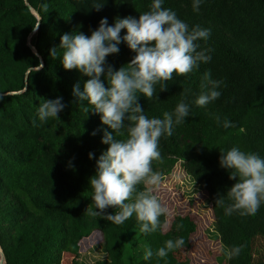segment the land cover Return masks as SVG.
Here are the masks:
<instances>
[{
  "label": "trees",
  "instance_id": "1",
  "mask_svg": "<svg viewBox=\"0 0 264 264\" xmlns=\"http://www.w3.org/2000/svg\"><path fill=\"white\" fill-rule=\"evenodd\" d=\"M152 2L0 0V249L5 264H83L82 252L94 246L105 254L94 264H197L196 213L186 211L170 219L162 215L167 228L144 234L135 216L115 225L85 212L91 204L89 179L108 148L101 143L103 133L112 130L101 124L98 114L85 113L73 97L74 85L79 83L83 91L89 77L63 69L60 38L72 33L90 36L103 18L109 26L117 18L138 19ZM163 7L189 28L210 30L206 41H198V50L210 49L211 60L186 76L174 74L167 91L160 92L156 85L158 99L139 96L148 118L162 119L182 98L190 106L185 122L174 124L170 137H161L162 161H153L152 169L164 175L179 163L208 200L223 252L203 264H264V204L252 217L226 216L215 205L217 194L225 195L235 183L220 167V150L238 147L264 158V0H203L198 12L192 0H163ZM124 35L126 30H121ZM53 47L56 58L50 56ZM119 48L106 58V68L119 70L135 56L125 43ZM206 72L212 80L223 81L217 89L221 95L197 107L194 101ZM101 79L107 86L105 77ZM58 97L67 105L60 119L41 125L38 106ZM225 119L235 127L224 128ZM113 213L109 208L104 214ZM178 224L184 227L177 230ZM181 237L183 248L163 259L155 254L144 259L146 248L155 253L165 241ZM237 245H244L239 256L226 259L224 249Z\"/></svg>",
  "mask_w": 264,
  "mask_h": 264
},
{
  "label": "clouds",
  "instance_id": "2",
  "mask_svg": "<svg viewBox=\"0 0 264 264\" xmlns=\"http://www.w3.org/2000/svg\"><path fill=\"white\" fill-rule=\"evenodd\" d=\"M202 2L192 0L193 11L198 12ZM121 30H126V35L121 36ZM209 37L210 30L199 25L189 28L173 10L163 7V0H153L150 10L139 14L138 19L132 16L117 18L109 26L107 18H103L90 36L83 33L61 36L58 48L63 49L60 59L63 69L76 70L89 77L83 91L79 83L74 85L73 97L85 113L91 110L98 114L101 124L112 130L103 133L101 143L108 148L99 156L95 174L89 179L91 204L85 211L88 216L99 217L115 225L135 216L139 230L144 234L167 228V221L162 225L160 217L169 210L155 194L164 178L160 172L153 171L152 163L162 161L161 137H170L173 125L185 122L190 106L182 98L174 111L163 113L162 119L148 118L138 98L142 94L150 100L156 94V85L160 86V92L167 91V82L173 79L174 74L186 76L198 69L201 63L210 62L211 56L207 53L211 50H198V41H206ZM122 42L135 56L119 70L114 71L112 66L106 68V58L118 54ZM50 56L57 57V47L51 48ZM222 83L212 80L210 72H206L195 105L204 107L218 99L221 93L217 89ZM62 101L63 97H58L44 100L38 106L41 125L49 119H60L59 114L67 107ZM85 101L87 106H84ZM223 127L235 125L225 119ZM92 135H96V131ZM118 136L125 138L118 139ZM220 153V167L229 172V179L235 183L225 195L217 194L215 205L222 208L226 216L234 213L240 217L255 216L264 204V158L238 147L226 152L220 150ZM93 156L89 153V159ZM109 208L114 213L105 215ZM183 227L178 224L177 230ZM184 245L182 237L169 239L155 253L146 248L144 259L149 260L154 254L163 259ZM243 248L244 245L225 248L224 255L231 260L239 256Z\"/></svg>",
  "mask_w": 264,
  "mask_h": 264
},
{
  "label": "rangeland",
  "instance_id": "3",
  "mask_svg": "<svg viewBox=\"0 0 264 264\" xmlns=\"http://www.w3.org/2000/svg\"><path fill=\"white\" fill-rule=\"evenodd\" d=\"M162 176L163 182L156 189L155 194L158 196L159 202L169 210L165 214L166 218L170 219L175 215L186 213V211L196 213L198 216V232L193 250L197 264L208 263L211 258L219 259L223 250L217 240L208 200L193 180L184 173L179 163L170 173ZM104 257L102 248L94 246L87 252H82L80 261L83 264H94Z\"/></svg>",
  "mask_w": 264,
  "mask_h": 264
},
{
  "label": "water",
  "instance_id": "4",
  "mask_svg": "<svg viewBox=\"0 0 264 264\" xmlns=\"http://www.w3.org/2000/svg\"><path fill=\"white\" fill-rule=\"evenodd\" d=\"M33 12V10H31ZM32 35V34H31ZM31 37V36H30ZM30 46V44H28ZM31 47V46H30ZM32 48V47H31ZM0 264H5L2 251L0 249Z\"/></svg>",
  "mask_w": 264,
  "mask_h": 264
}]
</instances>
